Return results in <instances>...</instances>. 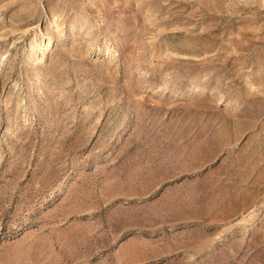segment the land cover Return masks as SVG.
Instances as JSON below:
<instances>
[{
	"label": "rangeland",
	"instance_id": "obj_1",
	"mask_svg": "<svg viewBox=\"0 0 264 264\" xmlns=\"http://www.w3.org/2000/svg\"><path fill=\"white\" fill-rule=\"evenodd\" d=\"M0 264H264V0H0Z\"/></svg>",
	"mask_w": 264,
	"mask_h": 264
},
{
	"label": "bare ground",
	"instance_id": "obj_2",
	"mask_svg": "<svg viewBox=\"0 0 264 264\" xmlns=\"http://www.w3.org/2000/svg\"><path fill=\"white\" fill-rule=\"evenodd\" d=\"M48 43V42H47ZM47 45V44H46Z\"/></svg>",
	"mask_w": 264,
	"mask_h": 264
}]
</instances>
